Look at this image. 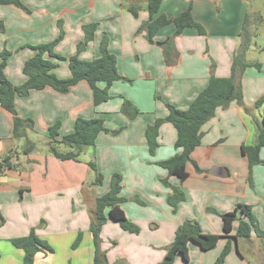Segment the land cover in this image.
Returning a JSON list of instances; mask_svg holds the SVG:
<instances>
[{"label":"crops","instance_id":"1","mask_svg":"<svg viewBox=\"0 0 264 264\" xmlns=\"http://www.w3.org/2000/svg\"><path fill=\"white\" fill-rule=\"evenodd\" d=\"M24 2L31 12L25 14L14 5L0 4V20L5 18L7 27L8 16L12 22L24 19L23 26L32 35L30 42L39 44L59 35L61 20L65 33L55 51L68 58L77 52V44L84 37L82 25L97 22L94 39L79 57L84 60L98 57L102 37L106 34L119 71L131 80L113 82L109 88L111 98L97 106L85 80L66 93L46 87L32 90L26 96L17 95L19 115L32 118L35 131L44 136L57 121L61 123L63 135L73 131L79 117L104 118L108 131L98 135L96 144L85 149L86 157L79 161L60 159L49 151L24 154L23 141L13 134V114L0 109V159L11 156L13 164L0 172V216L5 220L0 225V264H23L24 250L16 247L11 239L27 235L32 227H37L39 236L54 249L38 252L34 264H94L91 226L96 200L110 189L111 177L116 172L122 175L120 195L127 199L121 205L140 231H127L119 222L108 219L101 230V246L107 251L110 264H160L178 227L187 219L197 221L205 233L223 235L220 214L233 210L238 203L252 206L259 227L264 231V162L251 166L248 156L242 152V145L256 144L260 136L264 114V59L252 57L249 62L253 64L240 80L236 78L241 82L243 105L233 101L226 108H218L202 126V142L192 153L202 171L189 162V175L182 181L157 164L178 151L175 148L177 130L172 123L161 125L159 146L154 155L149 152L145 135L148 124L167 115L165 102L186 108L207 86L212 75L231 76L246 14H260L264 19L260 11L250 10V0H163L158 14L171 18L191 6L194 19L206 31L200 34L195 27H187L175 37L178 55L171 64L165 60L163 41L173 35L176 26L174 23L164 25L156 33V43H150L145 30L138 31L149 19V12L142 8L135 16L128 10V6L138 4L137 0ZM5 35L6 32L0 33V48L6 44ZM253 50L252 44L247 55ZM16 52L25 56H19L13 71L14 55H10L5 71L9 79L19 85L26 80L23 65L35 52L30 47ZM53 60L58 63L54 72L59 77L71 75L68 59ZM256 62L261 63L260 69ZM99 85L104 87L105 83ZM124 99L138 108L135 118L122 112ZM260 99L262 102L257 104ZM120 128L119 132H114ZM260 157L264 161V147ZM90 160L95 161L104 175L100 185L94 183ZM214 165L223 167L224 173H210ZM165 178L186 194L177 212H173L168 202L172 189L162 182ZM80 232L82 240L74 247ZM255 236L252 232L251 237ZM227 241L228 238L222 236L216 247L209 250L190 241L189 260L179 254L173 264H214ZM249 243L250 239H239L241 252L233 244L223 264H264V252L252 250Z\"/></svg>","mask_w":264,"mask_h":264},{"label":"trees","instance_id":"2","mask_svg":"<svg viewBox=\"0 0 264 264\" xmlns=\"http://www.w3.org/2000/svg\"><path fill=\"white\" fill-rule=\"evenodd\" d=\"M163 0H147V11L149 19L142 23L138 31L145 30L146 38L150 43H156L155 36L158 30L169 23H174L176 30L163 45L165 60L168 64L174 62L173 58L178 55L174 38L181 35L187 27H195L200 34H205L204 26L194 19L191 6L175 17H167L165 14H158ZM2 5H14L26 12H31V9L23 0H0ZM128 10L135 16H138L139 6H128ZM158 14V15H157ZM254 20H262L260 14L248 12L244 20V29L242 32V41L236 50L232 61V74L229 77H218L212 75L207 86L202 89L190 102L188 107L179 108L176 105L165 102L168 113L164 117L156 118V120L148 124L145 130L146 140L149 147V152L154 155L159 146L158 136L160 127L165 122H170L177 130V139L175 148L178 151L171 157L157 162L158 165L168 170L169 175H176L182 181L185 180L189 172L187 164L192 162L196 170L202 171L197 162L193 159L192 153L202 142L203 131L202 126L210 120L220 107L226 108L231 102L236 101L243 105L244 94L241 87V82L236 81L241 75L253 64L247 60V52L249 51L253 32L250 26ZM0 29L4 31L5 27L0 21ZM97 22H90L82 25L84 38L77 44V52L68 58L58 54L55 51L56 45L64 38L63 22L59 21V35L49 41L39 44H28L35 53L28 58L23 65V73L26 80L19 85L14 84L6 74V67L11 55V51L6 47L0 51V109L4 108L13 114L14 130L13 134L16 139L25 138L26 143L22 152L29 154L36 151L37 145L28 136V130L35 131V122L32 118L21 117L16 108L17 95L26 96L32 90H41L46 87H51L59 92L66 93L70 88L78 82L85 80L90 85L93 91V101L97 106L111 98L109 88L113 82L118 80L130 81L131 79L124 76L118 69L117 58L109 50V36L103 35L100 43V55L91 60H84L79 57V54L86 49L88 43L94 39ZM19 48H22L20 46ZM18 48V49H19ZM49 56V57H48ZM68 59L71 75L66 78L59 77L54 68L57 62L53 60ZM258 69L261 68V63L256 62ZM100 82H104L105 86L101 87ZM159 98V96H157ZM262 99L258 100L260 104ZM122 111L131 119L135 118L139 110L128 99H124ZM61 123L57 121L48 128L47 149L60 159L81 160V155L84 153L87 146H94L96 139L102 131H108L105 126V120L101 116L92 118L79 117L75 121V126L72 132L61 134ZM119 130L114 131L115 133ZM61 145L66 146V150H61ZM264 147V114L260 123V136L258 142L253 145H242V152L248 156L250 165L263 163L260 157L261 149ZM90 168L95 173L94 183L100 185L103 183L104 175L98 169L94 160L88 162ZM11 156L0 159V172L8 167H12ZM162 182L172 189V193L168 197L169 204L173 207V212H177L179 204L186 199V194L181 187L172 185L167 178ZM122 188V175L118 172L111 177V187L109 191L97 197L96 209L94 211V221L91 226L93 242L95 247L94 264H110L107 251L101 246V230L108 219L118 221L121 227L133 233H139L140 227L130 220L122 207V202L127 200L120 195ZM138 200V197H134ZM223 220L224 234L205 233L202 231L200 224L197 221L187 219L183 221L176 231L173 242L167 247V252L160 264H173L176 257L180 254L185 260H189L188 243L194 241L203 250H209L216 247L218 240L222 236L228 238L227 243L217 257L214 264H223L226 257L232 250L235 239H250L252 232L261 238L264 247V231L261 230L258 220L254 215L253 208L250 204L238 203L236 207L229 211L220 214ZM1 217V216H0ZM4 218L1 217L0 225L4 223ZM237 222V227L235 223ZM82 240V232L79 233L73 246L76 247ZM11 242L18 248L24 250L23 264H34L36 254L40 251L52 252L53 247L44 239H42L36 231V227H32L30 232L21 237L11 239ZM237 249L238 242H237ZM241 252V251H240Z\"/></svg>","mask_w":264,"mask_h":264},{"label":"rangeland","instance_id":"3","mask_svg":"<svg viewBox=\"0 0 264 264\" xmlns=\"http://www.w3.org/2000/svg\"><path fill=\"white\" fill-rule=\"evenodd\" d=\"M137 3L138 4L136 6H139L140 9H142V8H146L147 9V0H137ZM249 8L253 12L260 11L261 13L264 14V0H250ZM22 10L24 11L25 14L27 13L24 9H22ZM8 19H9L8 27H7V24H6L7 20H5V18H4V20H0V21L3 22L4 27H5L4 31L0 29V33L3 34V33L6 32V35H5L6 38L4 39V40H6V44L4 46L3 45L1 46L0 51H2L3 48L6 47L8 50L11 51V55H14L13 59L11 60V64H13L12 70L14 71L15 70L14 67L16 66V63L19 62V60H20L19 56H25L24 54L18 55L19 53H17L16 51H19V50L22 51V49L28 48V46H27L28 44H34L35 45V44H38V43L30 42V41H32L31 40L32 35L29 34L27 29L25 28V25L23 26V24H24L23 20L24 19H22V20L19 19L17 21H13V22H12V20H10L11 18L9 16H8ZM251 30L253 31V34H254L253 35V40H252V44L254 46V50L251 51L249 53V55H247V60L251 61L252 57H255V58L260 59V60L264 59V19L260 20V21L254 20L252 22V25H251ZM83 34H84V31H83ZM20 46H22V48H19ZM111 131L112 130H110L109 133H111ZM28 136H29V138H31L33 141L36 142L37 151H41V152L48 151V149H47L48 145L46 143V141H47L46 140L47 139L46 134L44 136L42 134H38V132H36V131L28 130ZM21 140L23 141V143L25 145V143H26L25 138H21ZM24 145H23V147H24ZM59 148L62 151L67 149L66 146H64V145H61ZM89 148H93V146H87L86 147V149H89ZM81 157L82 158L86 157L85 151L81 155ZM91 174L95 175L94 171H92ZM110 187H111V182H110ZM40 224H41V222H40ZM40 224H39L38 228L41 227ZM249 246H250V248L252 250H258L259 252H264V247H263V244H262V240L258 236L250 238ZM120 264H123V262H120Z\"/></svg>","mask_w":264,"mask_h":264},{"label":"water","instance_id":"4","mask_svg":"<svg viewBox=\"0 0 264 264\" xmlns=\"http://www.w3.org/2000/svg\"><path fill=\"white\" fill-rule=\"evenodd\" d=\"M210 173L214 175H222L224 173V168L218 165H214L210 168ZM237 239H235V244L237 246Z\"/></svg>","mask_w":264,"mask_h":264}]
</instances>
